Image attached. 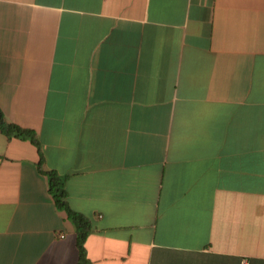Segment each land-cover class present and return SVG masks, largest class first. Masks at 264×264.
<instances>
[{
    "label": "crops",
    "instance_id": "crops-1",
    "mask_svg": "<svg viewBox=\"0 0 264 264\" xmlns=\"http://www.w3.org/2000/svg\"><path fill=\"white\" fill-rule=\"evenodd\" d=\"M0 110L88 264H264V0H0ZM38 160L0 133V264L77 262Z\"/></svg>",
    "mask_w": 264,
    "mask_h": 264
},
{
    "label": "trees",
    "instance_id": "trees-1",
    "mask_svg": "<svg viewBox=\"0 0 264 264\" xmlns=\"http://www.w3.org/2000/svg\"><path fill=\"white\" fill-rule=\"evenodd\" d=\"M0 133L4 135L8 140L18 139L29 141L36 147L39 154L37 170L47 179L48 193L53 201V204L57 210L62 211L66 214L67 219L74 226L76 234V249L78 254V259L75 264H88L85 251V241L91 232V225L89 220L85 216L73 211L69 207L67 202L66 177L58 175L53 170H44L42 168V155L35 133L31 130L22 129L15 124L7 122L1 110Z\"/></svg>",
    "mask_w": 264,
    "mask_h": 264
},
{
    "label": "built area",
    "instance_id": "built-area-1",
    "mask_svg": "<svg viewBox=\"0 0 264 264\" xmlns=\"http://www.w3.org/2000/svg\"><path fill=\"white\" fill-rule=\"evenodd\" d=\"M242 264H248L246 261L242 262Z\"/></svg>",
    "mask_w": 264,
    "mask_h": 264
}]
</instances>
